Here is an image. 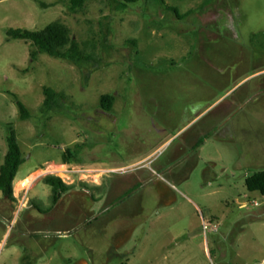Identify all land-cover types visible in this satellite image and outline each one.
I'll return each instance as SVG.
<instances>
[{"label": "rangeland", "instance_id": "374dc122", "mask_svg": "<svg viewBox=\"0 0 264 264\" xmlns=\"http://www.w3.org/2000/svg\"><path fill=\"white\" fill-rule=\"evenodd\" d=\"M55 20L79 41L106 36L100 63L32 59L7 40ZM44 87L60 109L42 112ZM10 128L25 161L15 199L0 192V264L264 259V196L245 185L264 171V0H0V165ZM46 175L75 185L53 207Z\"/></svg>", "mask_w": 264, "mask_h": 264}, {"label": "trees", "instance_id": "16d2710c", "mask_svg": "<svg viewBox=\"0 0 264 264\" xmlns=\"http://www.w3.org/2000/svg\"><path fill=\"white\" fill-rule=\"evenodd\" d=\"M92 0H69L70 10L72 12L82 11L85 5ZM106 3L113 11H124L129 4L139 0H100ZM7 40H23L29 42L30 57L37 58L39 55H47L49 57L64 60L82 67L90 64H99L100 56L97 52L99 48L106 49L104 39L93 42L92 40L79 41L73 37L71 30L62 22L55 20L48 23L42 30H28L22 28H9L6 31ZM134 44L133 40H128ZM44 100L41 106L43 113H49L61 108V100L64 96L56 93L51 87H44ZM18 116L21 120L29 117L27 107L16 97L14 99ZM115 98L111 94H104L99 99L100 108L104 111H111ZM7 151L4 155L2 164L0 165V192L1 194L13 201V181L16 177L18 168L24 163L25 157L19 147L15 131L10 128V132L6 137ZM71 152L68 150L63 154L64 163H68L72 158ZM42 182L50 187V207L57 204L63 194L75 188L74 184L65 183L56 175H46L42 178ZM246 188L249 192H258L264 196V171H258L245 180Z\"/></svg>", "mask_w": 264, "mask_h": 264}, {"label": "built area", "instance_id": "2783aa9c", "mask_svg": "<svg viewBox=\"0 0 264 264\" xmlns=\"http://www.w3.org/2000/svg\"><path fill=\"white\" fill-rule=\"evenodd\" d=\"M202 230L204 231V233H207L208 231H217V227L216 226H212L209 222H202ZM260 264H264V259L261 260Z\"/></svg>", "mask_w": 264, "mask_h": 264}, {"label": "bare ground", "instance_id": "6f19581e", "mask_svg": "<svg viewBox=\"0 0 264 264\" xmlns=\"http://www.w3.org/2000/svg\"><path fill=\"white\" fill-rule=\"evenodd\" d=\"M28 180H29V177L21 180V182L18 185L21 186V187H24L26 185V183L28 182Z\"/></svg>", "mask_w": 264, "mask_h": 264}, {"label": "crops", "instance_id": "0c3cea01", "mask_svg": "<svg viewBox=\"0 0 264 264\" xmlns=\"http://www.w3.org/2000/svg\"><path fill=\"white\" fill-rule=\"evenodd\" d=\"M27 178V177H26ZM25 179V178H24Z\"/></svg>", "mask_w": 264, "mask_h": 264}]
</instances>
